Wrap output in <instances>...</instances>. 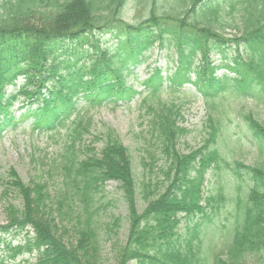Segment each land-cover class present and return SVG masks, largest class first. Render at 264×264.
Returning <instances> with one entry per match:
<instances>
[{"label": "trees", "instance_id": "obj_1", "mask_svg": "<svg viewBox=\"0 0 264 264\" xmlns=\"http://www.w3.org/2000/svg\"><path fill=\"white\" fill-rule=\"evenodd\" d=\"M45 1L54 8L41 11ZM129 1L0 0V130L17 120L12 115L16 101H22L26 108L22 116L32 117L35 128L55 131L67 126L81 96L92 106L131 99L138 91L127 85V77L158 43L177 54V66L169 76L172 84L193 83L207 97L204 144L182 153L179 140L188 131L179 126L181 110L161 100L157 107L148 104L165 157L162 180L153 183L145 176L137 178L129 148L111 130L95 137L103 141L102 149L88 146L79 158L75 140L90 133L91 121L78 115L70 134L77 137L68 146L73 151L54 169L59 187L52 188L44 178L26 184L10 171L9 183L23 206L13 205L8 224L0 225V246L10 251L13 261L34 255L32 261L24 258V264H105L97 200L114 181L121 192L117 201L126 212L119 216L112 212L103 230L115 264H238L248 254L264 252V163L227 162L218 148L220 127L214 118L223 107L217 98L226 91L264 102V0H181L182 6L174 0L151 9L138 22L124 17ZM232 11H240L243 30L228 37L220 29L222 16ZM104 33L114 34L117 44L101 43ZM232 48L237 54L229 57ZM216 51L233 63L215 65ZM224 66L236 76L220 78L217 69ZM163 79L157 68L145 83L153 88L154 100ZM10 87L14 88L8 92ZM243 118L264 151V122L251 113ZM223 165L238 185L230 221L222 225L228 242L217 253L213 246L204 248L202 229L214 224L226 202L220 186L215 190L206 186L208 176ZM139 198L144 203L141 211ZM115 200L107 199V207ZM123 222L128 223L126 240L119 234ZM65 231L74 233L75 241H66ZM21 233L24 240L17 244L8 239L9 234ZM223 251L227 260L219 257Z\"/></svg>", "mask_w": 264, "mask_h": 264}, {"label": "rangeland", "instance_id": "obj_2", "mask_svg": "<svg viewBox=\"0 0 264 264\" xmlns=\"http://www.w3.org/2000/svg\"><path fill=\"white\" fill-rule=\"evenodd\" d=\"M173 1L130 0L124 9V17L127 21L138 22L147 17L151 9H159L162 7L161 5L166 7L167 2L171 4ZM179 1V6H182V1ZM225 7L229 9L228 2L225 3ZM53 8L52 4L45 1L40 9L48 12ZM220 30L228 37H232L234 34L240 35L243 30L240 11L225 13L222 16ZM100 35L101 43L107 46L117 44L118 39L114 34L104 33ZM235 53L236 51L231 50L229 55ZM242 54L246 57V51L243 50ZM148 55L150 56L149 59L137 66L135 76L128 77L129 84H134L143 91V94L137 95L132 102L125 104H122V102L118 104L115 102L106 103L101 108H92L86 111L89 105L83 99L80 101L79 109L82 110L83 120L84 122L91 121V126L90 133H85L82 139L75 140L74 151H76L79 158L83 159L88 146H95L97 150L102 149L103 141L95 137L105 135L107 130H111L129 148L137 178L142 179L145 176L149 179L148 181L155 183L157 180H162L160 179V168L165 165V157L160 153V143L157 140L158 132L154 129L153 112L149 111L148 104L153 103L157 107L161 100L163 104H174L181 110L183 118L179 119V126L188 131L179 140L178 148L182 153H188L204 144L208 134L207 116L209 111L204 97L192 85H186L180 91H174L169 87V84H164L158 99H152L150 97L151 89L146 88L142 82L147 79L151 70L157 65L162 67L169 65L172 68L177 54L174 48H161L156 43ZM221 57L222 54L216 51L212 58L215 63L219 64L222 62ZM227 61L231 62L230 59ZM226 71V69L219 70L218 75H223ZM144 99L147 100V104H144ZM218 104H223V107H225V109L222 107L214 113V118L220 127L218 148L224 159L232 163L233 166L235 161H241L247 165L264 163V151L258 148L257 140L254 139L248 127V122L243 118L244 114L251 113L256 120L264 122V102L258 103L252 97H239L231 91H226L221 95ZM15 113H17V110ZM73 126L71 120L67 122V126L61 127L60 130L42 132L34 130L31 122L26 121L18 123L15 127L9 126L0 134V225L8 224L9 211L13 205L18 208L23 206L19 192L13 188L12 183H9L13 181V175L10 171L16 173L18 178L26 184H29L32 180L38 181L44 178L52 188L59 187L61 184L60 176L54 169L63 160V155L73 151L68 149V146H72L74 138L77 137L76 134L70 136ZM214 174V176H208L209 180L206 186L212 190L220 186L226 197V202L215 218L214 224L202 229V237L205 249L213 246L214 251L219 253L226 248L228 242V240H225L227 229L223 228L222 225H227L230 221L233 201L236 198V191L233 192V190L238 185V180L230 169L224 168V165L222 169L215 171ZM117 188L118 183L109 182L104 195L101 194L97 200V203L101 206L99 224L102 228L101 235L105 247V264H115V259L111 250V242H107L109 237L105 235L103 230L112 212L116 216H119V214L126 215L122 202L117 201L121 194ZM109 198L116 200L114 204L107 207L106 203ZM138 200V209L141 211L144 208V203L142 199L139 198ZM127 233L128 223L123 222V226L119 231L120 238L126 240ZM214 233L219 235H214ZM24 234H9L8 239L17 244L24 240ZM62 236L68 242L75 241L72 232L65 231ZM9 253L8 250L4 253L6 256L5 264H24V258L31 261L34 258V255H26L13 261L9 257ZM0 254H2V250H0ZM219 257L222 260H227V253L223 251ZM212 258L213 252L209 260ZM238 264H264V252L248 254L241 261L239 260Z\"/></svg>", "mask_w": 264, "mask_h": 264}]
</instances>
